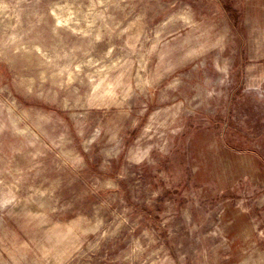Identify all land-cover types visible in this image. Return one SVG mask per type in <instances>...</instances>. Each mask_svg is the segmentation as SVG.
Segmentation results:
<instances>
[{
  "label": "rangeland",
  "instance_id": "374dc122",
  "mask_svg": "<svg viewBox=\"0 0 264 264\" xmlns=\"http://www.w3.org/2000/svg\"><path fill=\"white\" fill-rule=\"evenodd\" d=\"M235 7V0H199L198 3L126 0L119 5L113 2L96 7L93 0H0V46L12 48L23 44L30 48L39 38L48 56L57 57L59 65L48 72L49 79L42 87L59 90L58 99H62L66 93L59 85L69 76H76L81 60L95 62V67H82L81 76L105 73L115 77L122 71L119 65L129 59L133 61L129 69L131 76L136 77L138 72L143 76L139 55L128 44L137 50L142 46L151 48L156 30L170 17L196 20L206 16L223 26ZM90 12L85 21L84 16ZM64 21L66 25H62ZM93 21L92 35L99 31L102 36L99 41L78 34L81 30L88 31V22ZM134 21V26L129 27ZM117 23L119 27L109 32ZM183 24V20L175 21L168 30L186 36ZM125 28L129 30L122 31ZM136 36L139 42L133 39ZM84 52L89 55L85 57ZM205 55L212 57L215 52L210 50ZM69 56L75 59L69 60ZM240 59L238 54L233 64L234 86L218 101L209 100L211 107L207 111L197 107L199 101L186 104L184 96L179 94L174 99L170 95L167 100L160 99L159 90L147 99L141 95L148 110L140 118L136 131L125 134L126 150L133 145L141 149L146 146L141 137L149 117L165 125L159 129L165 137L171 136V127L183 126L185 132L183 138H176L181 146L173 157L161 161L153 152L152 158L157 161L155 169L147 164L133 167L128 171L134 175L120 179L126 161L119 145L106 139L105 133L111 125L102 119L104 110L92 109L85 116L83 109H65L52 102L57 98L51 92L47 102L27 98L25 88L33 86L27 82L36 80L35 74L21 71L23 62L10 63L9 59L0 58V76L11 93V97L4 93L3 98H14L20 107L32 109L43 117L29 125L30 132L18 135L10 131L0 139V176L7 185L0 186V200L15 197V203L7 209L8 215L0 221V231L6 230L25 240L59 226L64 233L78 237L82 252L87 253L71 264H129L124 257L136 241L148 249L145 259L150 253H158L148 264L152 261L169 264V260L182 264L181 257H184L183 264H201L199 253L212 246L216 248L215 264H234L225 241L264 243L260 239L264 236V200L257 198L264 194V183L260 182L264 181V124L261 123L264 115L251 111L236 91L241 79ZM243 59L248 67L247 58ZM198 62L193 58L190 67L194 68ZM159 63V57L153 53L148 58L147 70L155 72ZM66 66L67 71L55 75ZM17 72H20L19 79ZM209 76L215 78L213 72ZM89 83L85 79L84 84ZM40 86L37 80L35 87ZM72 87L83 90L79 80L74 79ZM233 93H236L235 100ZM174 103L184 104L175 116L165 111ZM136 111L134 108L133 118ZM243 113H247L246 120ZM101 122L106 125L105 131L94 135ZM19 127L24 130L23 124ZM221 132L224 140L219 157L211 161L201 147L204 134L219 136ZM152 139L160 142L158 137ZM115 156L120 157L118 162ZM105 160L111 165L109 171L100 169ZM195 160L200 161L201 170L194 175L190 164ZM253 174L257 179H253ZM106 179H111L116 187H104ZM53 207L57 209L54 212ZM241 207L246 211L241 212ZM113 232L114 235H106ZM212 233L217 236L213 237ZM90 246H94L92 251Z\"/></svg>",
  "mask_w": 264,
  "mask_h": 264
},
{
  "label": "clouds",
  "instance_id": "9594fccd",
  "mask_svg": "<svg viewBox=\"0 0 264 264\" xmlns=\"http://www.w3.org/2000/svg\"><path fill=\"white\" fill-rule=\"evenodd\" d=\"M115 2L125 3L126 0H93V7L98 4L110 5ZM142 3L143 0H140ZM190 3H198L199 0H189ZM236 7L233 9V15L229 21L223 26L217 25L210 17L199 16L196 20H185L184 16L170 17L158 27L156 34L152 37V47L144 49H135L134 45L128 44L134 53L139 55V63L141 71L145 75L132 77L129 69L133 61L125 60L120 64V71L115 77L110 78L105 73L91 75H80V70L84 66L95 67V62L90 59H84L79 62L76 69V76H69L68 80L59 85L66 93L62 99L59 90L51 91L44 90L43 82L49 79L47 75L53 68H58L56 63L57 57L50 58L43 46V42L36 39L32 46L25 47L23 44L15 45L9 48L7 45L0 46V58L9 59L10 63L15 61L23 62L21 71L28 70L35 74L36 80L28 81L27 83L33 86L25 88L27 98H36L47 102L49 92L57 99L52 102L57 103L65 109L78 108L83 109V114L86 116L92 109H103V120L108 121L111 127L107 128L105 133L106 139L119 145V151L123 154V159L126 161L124 175L120 179H126L134 173H130L128 169L133 167L139 168L145 164L152 166L155 169L157 161L152 158V153L156 152L161 161L165 158L174 156L176 149L181 145L176 142V138H183L185 128L183 126L171 127V136L165 137L160 133L159 129L164 127L160 121L149 117V124L145 125L143 130L142 140L146 146L141 149L138 145L125 149L124 140L127 138L126 133L131 130L136 131L140 118L147 112V104L141 99V95L145 98L154 97L157 90L160 92V99L167 100L171 97L174 99L176 94L184 96V102L188 105H193L199 101L197 107L202 106L204 111H207L211 105L209 100H219L225 93L234 86L235 75L233 64L237 61V55L241 57L240 63V83L236 87V91L243 98L242 103L250 106L251 111L258 112L264 115V0H235ZM84 16L87 21L88 15ZM191 14V10H189ZM140 20V17H137ZM183 20L182 27L187 31L186 36H181L179 32L168 30V26L175 21ZM66 25L67 21L61 22ZM79 23V21H76ZM93 22H88V31L81 30L78 34L81 36L92 37L99 41L102 39L99 31L95 36L92 35ZM130 25L129 27L134 26ZM107 27V25H105ZM119 27L117 23L115 27L109 28V32H114L115 28ZM125 28L122 31L127 32ZM55 31V29H53ZM75 32V29H72ZM166 33V34H165ZM172 39L169 40L168 37ZM139 42V36L133 37ZM15 38L12 39L14 44ZM210 50L215 52V55L208 57L205 53ZM73 52L76 49L72 50ZM156 53L160 63L157 65L155 72L147 70L148 58ZM111 54V49L109 55ZM88 52H84L87 57ZM224 57L223 59H221ZM247 58V63L251 64L258 70V75L248 76L246 73L251 72V68L247 67L244 61ZM42 58V59H41ZM193 58L198 59L195 67H190ZM69 60L75 59L73 56L68 57ZM127 65V67H125ZM187 66V70H186ZM109 69L108 71H112ZM67 71V66L60 69L55 75H62ZM209 72H213L214 79L210 78ZM102 75V79L100 76ZM96 76V80L93 79ZM17 79L20 78V72L16 73ZM75 80H79L83 86L72 87ZM87 79L90 83L85 85ZM40 81V87H35L36 81ZM97 80L99 82H97ZM14 83L17 81L14 80ZM196 95L193 96L192 92ZM11 93L7 85L3 82V77L0 76V139L5 137L8 132H13L18 135H24V132H30L29 125L34 124L37 119H43L39 113L32 109H24L20 107L14 98L5 100L4 93ZM191 97V99H189ZM233 99H236V93H233ZM184 104L174 103L172 108L165 111L175 116L180 112ZM136 108V115L133 118V109ZM115 109V111H112ZM193 115H197L193 111ZM243 119H247V113L242 114ZM130 123H126L129 122ZM264 124V120H261ZM24 125V130L19 127ZM106 125L101 122L96 126L94 135H99L105 131ZM240 127H244L241 124ZM82 135V133H81ZM205 139L202 142V150L207 158L211 161L219 157V149L224 140V134L221 132L219 136L215 133H205ZM158 137L159 143L152 138ZM132 142L129 141V144ZM108 155H112L108 153ZM117 162L120 157L115 156ZM101 171L111 170V165L107 160L100 164ZM201 170L199 160L192 161L190 171L192 174H198ZM163 175V173H161ZM253 179H257L253 174ZM264 183V181H260ZM0 186L7 187L5 178L0 176ZM104 187L114 188L116 185L111 179H106ZM264 200V194L257 197ZM15 203V197L5 198L0 200V221H3L5 215H8L7 209L9 205ZM56 211L54 207L51 209ZM241 212L246 211L245 208H240ZM115 233H106V235H114ZM216 237V233L211 234ZM264 240V236L260 237ZM154 243V242H153ZM227 250L234 257V264H264V243L259 241L232 243L225 241ZM94 246L89 247L92 251ZM148 249L142 246L139 241H136L131 247L130 252L124 257L125 260L132 264L133 261H139L140 264H148L152 260V256H157L158 253H150L147 259L144 254ZM87 253L81 250V241L78 237L71 233H64L59 226H54L53 230L43 234H35L25 240H21L15 234L6 230L0 231V264H71L78 256L86 255ZM201 264H215L216 248L205 247L199 253ZM183 264L184 257L180 258ZM152 264H157V261H152ZM169 264H173L169 260Z\"/></svg>",
  "mask_w": 264,
  "mask_h": 264
},
{
  "label": "crops",
  "instance_id": "0c3cea01",
  "mask_svg": "<svg viewBox=\"0 0 264 264\" xmlns=\"http://www.w3.org/2000/svg\"><path fill=\"white\" fill-rule=\"evenodd\" d=\"M248 67L251 68V72H249V76H250V77L259 74V73H258V70H257L255 67H253L251 64H250Z\"/></svg>",
  "mask_w": 264,
  "mask_h": 264
}]
</instances>
